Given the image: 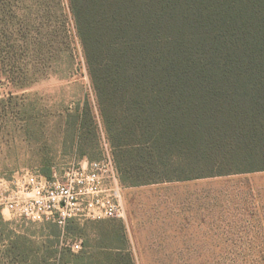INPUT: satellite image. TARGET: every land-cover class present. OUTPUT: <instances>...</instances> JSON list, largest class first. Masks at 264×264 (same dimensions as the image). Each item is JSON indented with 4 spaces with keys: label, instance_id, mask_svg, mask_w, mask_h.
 Listing matches in <instances>:
<instances>
[{
    "label": "trees",
    "instance_id": "1",
    "mask_svg": "<svg viewBox=\"0 0 264 264\" xmlns=\"http://www.w3.org/2000/svg\"><path fill=\"white\" fill-rule=\"evenodd\" d=\"M71 2L124 185L264 171V0ZM69 222L13 233L0 264H135L123 225L75 253Z\"/></svg>",
    "mask_w": 264,
    "mask_h": 264
},
{
    "label": "rangeland",
    "instance_id": "2",
    "mask_svg": "<svg viewBox=\"0 0 264 264\" xmlns=\"http://www.w3.org/2000/svg\"><path fill=\"white\" fill-rule=\"evenodd\" d=\"M86 160L113 161V148L71 0H0V250L13 233L50 234V221L26 214L36 174L54 166L67 182ZM173 184L120 181L125 216L74 217L64 245L106 252L117 243L97 235L123 225L135 264H264V171ZM93 189L103 198V183Z\"/></svg>",
    "mask_w": 264,
    "mask_h": 264
},
{
    "label": "built area",
    "instance_id": "3",
    "mask_svg": "<svg viewBox=\"0 0 264 264\" xmlns=\"http://www.w3.org/2000/svg\"><path fill=\"white\" fill-rule=\"evenodd\" d=\"M59 171L52 167V177L36 174L38 191L35 201L26 206V214L35 219L54 221L61 227L74 217L85 219L123 218L125 206L119 190L120 176L114 161H84L75 170L66 172L67 182L59 179ZM106 187L103 198L95 184ZM91 185V187L89 186ZM87 197H90L87 199ZM73 252L82 249V243L68 244Z\"/></svg>",
    "mask_w": 264,
    "mask_h": 264
},
{
    "label": "crops",
    "instance_id": "4",
    "mask_svg": "<svg viewBox=\"0 0 264 264\" xmlns=\"http://www.w3.org/2000/svg\"><path fill=\"white\" fill-rule=\"evenodd\" d=\"M211 178H214V177H207V178H200V179H193V180H186V181H171V182H163V183H170L172 185H174L173 183H178L176 185L180 186V185H183V183H186V182H193V181H198V180H203V179H211ZM148 185H151V184H148ZM180 203H181V200H180Z\"/></svg>",
    "mask_w": 264,
    "mask_h": 264
}]
</instances>
